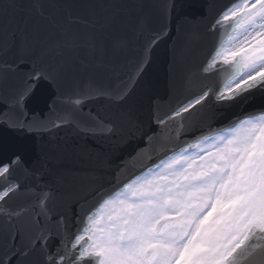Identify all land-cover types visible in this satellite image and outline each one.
Here are the masks:
<instances>
[{
  "label": "water",
  "instance_id": "1",
  "mask_svg": "<svg viewBox=\"0 0 264 264\" xmlns=\"http://www.w3.org/2000/svg\"><path fill=\"white\" fill-rule=\"evenodd\" d=\"M241 1L0 0V264H100L88 247L104 204L116 196L97 227L102 253L106 211L176 158L135 179L264 115V76L224 93L241 64L217 61L242 18L224 14ZM263 30L264 16L245 24L223 55ZM244 53L254 68L240 81L261 72ZM140 256L152 264L157 250ZM225 264H264V226Z\"/></svg>",
  "mask_w": 264,
  "mask_h": 264
},
{
  "label": "rangeland",
  "instance_id": "2",
  "mask_svg": "<svg viewBox=\"0 0 264 264\" xmlns=\"http://www.w3.org/2000/svg\"><path fill=\"white\" fill-rule=\"evenodd\" d=\"M250 4L245 3L243 8ZM262 13L264 3L252 18ZM259 42L262 41L249 48L255 66L264 63V41L263 47ZM262 124L264 119L247 124V128H251L244 133L247 139L237 144L229 141L226 147L233 146L230 150L222 149L220 153L213 149L206 155L200 153L184 159V164H189L194 174L217 165V171L203 180L183 182L182 177L188 170L176 163L133 189V196L109 208L100 233L105 260L110 264H144L140 252L154 246L159 251L154 264H217L220 259L218 264H221L223 254L229 253L232 247L227 232L240 226L232 235L234 242H238L251 222L264 218V171L258 172L264 134ZM237 149L241 151L235 152ZM251 152L252 157L247 160L246 155ZM239 171H243L244 176ZM255 175L257 178L253 180ZM258 179L261 185L257 184ZM189 188L200 192L196 199L199 209H189ZM166 198L171 199L169 207ZM235 204L236 209L233 208ZM182 210L186 211L190 222L185 227L169 230L163 236L151 233V227L160 217ZM250 213L253 219L248 220ZM228 216L235 220L230 221ZM112 217L115 218L113 223L109 220ZM212 232L214 236L210 235Z\"/></svg>",
  "mask_w": 264,
  "mask_h": 264
},
{
  "label": "bare ground",
  "instance_id": "3",
  "mask_svg": "<svg viewBox=\"0 0 264 264\" xmlns=\"http://www.w3.org/2000/svg\"><path fill=\"white\" fill-rule=\"evenodd\" d=\"M255 40V39H254ZM254 40H251V41H254ZM247 42H250V41H247ZM246 42V43H247ZM256 68L259 70V71H264V63H262V64H259V65H257L256 66ZM262 222L264 223V220L262 219Z\"/></svg>",
  "mask_w": 264,
  "mask_h": 264
},
{
  "label": "flooded vegetation",
  "instance_id": "4",
  "mask_svg": "<svg viewBox=\"0 0 264 264\" xmlns=\"http://www.w3.org/2000/svg\"><path fill=\"white\" fill-rule=\"evenodd\" d=\"M227 218H229V220L231 219L232 220V218H230V217H227ZM240 227V226H239ZM239 227H238V229H239ZM238 229L236 230V228H234V229H230V231H228L227 233L228 234H235L237 231H238Z\"/></svg>",
  "mask_w": 264,
  "mask_h": 264
}]
</instances>
